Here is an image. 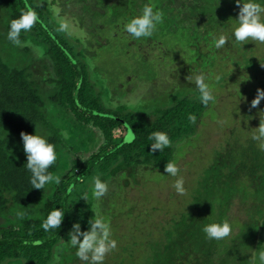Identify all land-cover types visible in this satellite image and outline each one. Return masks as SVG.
<instances>
[{"label": "trees", "instance_id": "obj_1", "mask_svg": "<svg viewBox=\"0 0 264 264\" xmlns=\"http://www.w3.org/2000/svg\"><path fill=\"white\" fill-rule=\"evenodd\" d=\"M26 3L37 10L44 26H34L30 32L22 33L21 39L42 50L43 56L52 64L51 72L44 62L38 63L43 71H37L34 61L13 49L6 52L3 45L9 21L19 16ZM39 4L40 8L37 7ZM145 4L164 13L163 23L150 39L133 40L129 36L113 35L110 42L120 46L123 54L128 42L137 44L162 39L165 45L168 40L172 44H181L193 55L191 62L200 58L197 65L208 69L214 67L220 50L225 48L231 53L236 49L229 42L221 49L212 46L213 39L221 34L231 40V34L227 35V32L232 31L229 26L238 18L236 0H0V264H50L57 248L63 249L57 264H77L80 260L75 255L76 249L65 244L69 240L68 233L75 223L80 224L81 232L88 230L96 204V201L85 200V193L80 192L79 187L85 188L88 181L97 176L101 180L105 175L110 178L115 175L132 177L142 167L164 172L166 163L174 159L177 144L196 131V125L190 124L188 115H195L198 121L209 109L199 103L197 92L178 93L169 105L156 109L149 121L143 114L132 112L129 105L123 103L124 97L118 100V87L108 90L105 80L95 74L94 60L99 49L94 47L91 36L104 35L115 26L123 28L124 23L138 15ZM55 6L61 9V16L66 14L74 22L82 15L88 22L86 30H82L84 35L79 34L81 29L78 28L72 35L58 31ZM69 9H77L78 13L73 14ZM201 43L213 54L199 53ZM230 53L224 57L228 58ZM129 57L136 58L134 55ZM136 60L154 66L143 55ZM154 74L145 77V84L154 79ZM52 120H66L72 131L78 130L76 139L80 142L72 144L67 141L61 126ZM128 129L136 137L130 144L123 143ZM35 130L57 145L58 160L49 170L57 174L63 160L67 162L63 168L68 167L60 175L61 184L49 187L50 195L45 198L41 196L42 190L32 188L29 183L31 174L24 166L26 156L20 134H35ZM156 131L167 132L171 139V146L162 152H152L150 148L149 136ZM89 135L98 138L100 144L96 151L85 155L78 150H82L81 143L85 140L81 137ZM254 143L251 141L248 146H241L237 156L232 149L218 153L214 160L217 163L204 172L211 175L210 184L203 182L200 186L203 196L194 197L196 213L182 214L179 220L172 222V229L165 232L162 243H149L145 253H150L141 261L132 255L130 245L127 250L122 248L118 252L125 254L121 259L110 256L115 259V264H215L218 241L206 239L201 231L205 224L221 221L211 217L213 214L208 205L209 198L215 195V185L221 184L227 190L218 191L223 195L221 204L225 206L235 195H241L240 200L244 201V195L252 190L264 202V151ZM226 162L230 164L237 188L234 183L221 180L220 176H225L221 171L227 167ZM218 163L225 165L219 166ZM240 180L246 184L251 181L253 189L249 190ZM103 201L107 207L113 205L112 201ZM104 202H100L102 208ZM55 208L64 210V220L60 229L45 232L40 225ZM18 211L24 213L22 219H7ZM219 212L221 215L222 211ZM258 231L259 226L251 223L240 226L237 235L239 252L234 261L229 260L231 252L226 250L217 264H251L252 240L258 237ZM35 241H39V245H35ZM133 242L132 245L142 244L137 240Z\"/></svg>", "mask_w": 264, "mask_h": 264}, {"label": "rangeland", "instance_id": "obj_2", "mask_svg": "<svg viewBox=\"0 0 264 264\" xmlns=\"http://www.w3.org/2000/svg\"><path fill=\"white\" fill-rule=\"evenodd\" d=\"M114 2H117V0H114ZM65 8L68 9L69 6ZM69 10L73 14L78 13L77 9ZM64 17L74 22L72 17L66 16V14ZM83 18L80 15L74 23L78 29L85 31L88 22ZM234 25L235 22L229 28L232 30ZM113 30L101 36H91L94 47L99 49L97 58L94 60L95 74L100 79L105 80L108 90L113 91L115 87L119 88V94L116 96L118 100L124 97L122 101L128 105L133 100L137 101L131 107L129 106L132 112L143 114L150 121L155 110L169 105L170 102L176 99L178 93L191 94L197 92L195 77L201 74L214 86L216 103L214 105L210 104L207 112L199 118L193 136L185 138L177 144L178 148L175 151L174 159L180 169L179 176L183 177L185 181L186 192L184 195H178L172 187L177 177L166 176L165 171L157 173L143 167L139 168L132 177L115 175L110 178L105 175L102 180L109 183V191L99 201L92 197L93 179L88 181L85 188L79 187V191L87 195V200L96 201L95 214L103 215L106 212L105 217H108L112 222L111 238L117 241V247L106 255L107 259L105 260L108 262H104V264H115V259L113 260L110 256L116 255V259H121L125 254L123 252L118 254V252L120 253L122 248L127 250L130 245L131 248L129 249L132 255L135 256L136 260L141 261L144 256L150 253H145L148 251L147 246H150L149 243L153 241L158 242V244L162 243L163 240L161 239L165 238V232L172 229V222L179 220L182 214L194 215L196 213L195 204H193L194 197L198 194L201 197L203 196L204 192L200 186L203 182L209 183L211 176L204 172L214 163L217 154L226 153L229 149H232V152H236L237 156L238 149L241 146H248L249 142L253 141L251 137L256 134V129L260 123L264 124V100H261L257 107H251L257 89L264 90V44L249 43L241 47L233 44L232 40L229 39L230 45L233 49L236 48L237 51L234 50L230 53L229 50L225 51V48L220 50L219 57L215 59L214 67L207 69L197 65L196 62L200 58H197L195 62H191V59L194 58L192 54L185 51L181 44L176 42L173 45L168 40L165 43L167 46L164 45L162 39H159L158 42L148 41L137 44L128 42V48H123L125 51L123 54L120 46L110 42V40L114 38L113 35L122 37L125 35L124 37L127 36V38L129 35L123 31L122 27L115 26ZM230 34L231 31L229 30L227 35ZM119 36L115 37L118 38ZM3 43L6 46V52L13 49L34 61L38 66L36 67L37 71H43L38 63L44 62L48 71L51 72L52 64L43 56L42 50L30 41L23 48L12 46L6 38ZM200 45L201 50L199 53L209 52L208 54H213L208 47L204 48L203 43ZM227 53L230 54L228 58L227 56L225 58L224 56ZM120 55H123V57H119ZM130 55H134L136 58L131 59ZM140 55L148 58L154 66L139 63L136 59ZM221 57L224 58L221 59ZM189 62H191V66ZM210 71L211 73H209ZM153 73H155L154 79L145 84V77L152 76ZM190 76L191 79H188ZM217 78L219 79L217 80ZM52 122L61 126L62 135L67 141H72V144L73 142L75 144L80 142V139H76L79 136L78 130L72 131L66 120L65 122L52 120ZM81 138L85 140L81 143L82 150H78V152L85 155L96 151L100 144L99 139L93 138L92 135L82 136ZM253 142L258 147V142ZM225 164L218 163L217 165L224 166ZM65 165H67V162L63 160L59 172L55 175L60 176L65 173L68 170V167L63 168ZM229 166L228 163L227 167L221 171L226 177H220L221 180L224 179L229 184L234 183L233 185L236 187L238 184L235 178L232 177ZM240 183L245 184L249 190L253 189L251 181L246 184L240 180ZM215 186L218 187L214 190L215 195H212L208 201L211 215L213 214L210 216L214 219L216 217L239 225L228 238L218 241L217 246H214L216 249L215 264L222 259V254L226 250L231 252L228 257L229 260L234 261L233 259L239 252L237 246L240 241L237 240V235L240 226H246L248 223L259 226L258 237L252 240L251 246L250 255L254 258L256 255L254 251L264 247V202H262L261 196H256V193L252 190L251 193L244 195V201L240 200L241 195H235L231 198L229 204L225 206V204H221L223 195L218 194V191L227 190L221 184ZM49 191L50 188L44 192L42 190L41 196L43 198L47 197L50 195ZM238 194H241V192L239 191ZM103 200L112 201L113 205L107 207L108 204ZM100 202H104L103 208ZM220 207L225 208L220 209ZM246 210H249V212H246ZM219 211H222L221 215H219ZM207 216L208 214L205 215V217ZM14 218L15 215L7 217L8 220ZM214 219L212 218V221H215ZM134 240L142 244L132 245ZM58 261L53 259L50 264H57ZM77 264L84 263L79 261ZM236 264L238 263L236 262ZM251 264H254L253 259Z\"/></svg>", "mask_w": 264, "mask_h": 264}, {"label": "clouds", "instance_id": "obj_3", "mask_svg": "<svg viewBox=\"0 0 264 264\" xmlns=\"http://www.w3.org/2000/svg\"><path fill=\"white\" fill-rule=\"evenodd\" d=\"M236 5L239 8L238 18L231 31V40L233 44L243 45L249 43L264 44V0H236ZM41 7V4L37 5ZM55 15L59 20L58 31L67 35H72L77 32V26L74 22L61 16V9L54 8ZM164 13L154 8L150 4H145L141 12L129 19L123 25V31L128 34L133 40L150 39L158 30V26L163 23ZM43 25L37 10L32 6L25 4L24 10L19 16L11 19L8 24L6 33V40L16 48H23L27 46V41L21 39L22 33L30 32L34 26ZM80 35H84L82 30ZM229 42V37L226 35H219L212 41V46L216 49L223 48ZM191 79V76L188 78ZM219 78H217L218 80ZM195 88L198 93L199 103L208 107L210 104L216 103L214 95V86L201 74L195 77ZM261 100H264V90L257 89L256 97L251 102V107H257ZM136 100L130 102L129 106L136 103ZM188 121L192 125L197 124V117L189 114ZM125 127H127L125 125ZM21 141L23 143V152L26 156V169L30 172V180L33 189L47 190L50 186L60 185L61 177L55 175L49 169L52 168L58 160L57 145L49 142V140L41 134H26L21 132ZM253 141L258 142V147L264 151V124L259 125L256 129V134L252 137ZM136 139L135 134L128 129L127 135L124 136L123 143L130 144ZM149 140L152 141L150 148L152 152H162L171 146V139L167 132L156 131L150 134ZM166 176L177 177L172 187L178 195H184L186 189L184 187L185 181L183 177L179 176L180 169L176 160L166 163L164 168ZM160 175V174H158ZM165 176V175H160ZM92 197L99 201L109 191V183L101 180L99 176L92 180ZM84 199H87L85 194ZM64 210L55 208L51 210L46 218L41 223L40 227L48 232L54 229H60L64 220ZM24 213L18 211L15 214L16 219H22ZM239 225L228 220H221L219 222H211L205 224L201 231L208 240L221 241L228 238ZM69 240L67 245L75 248L76 257L84 262V264H104L105 257L108 253L115 250L117 241L112 239L111 221L108 217L94 214L88 230L81 232L79 223L72 226L68 233ZM39 241H35V245H39ZM63 249L57 248L54 253V259L59 260ZM253 258L254 264H264V247H260Z\"/></svg>", "mask_w": 264, "mask_h": 264}]
</instances>
